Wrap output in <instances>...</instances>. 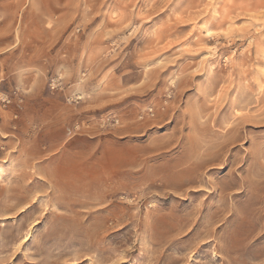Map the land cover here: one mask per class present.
<instances>
[{
	"label": "rangeland",
	"instance_id": "obj_1",
	"mask_svg": "<svg viewBox=\"0 0 264 264\" xmlns=\"http://www.w3.org/2000/svg\"><path fill=\"white\" fill-rule=\"evenodd\" d=\"M0 264H264V0H0Z\"/></svg>",
	"mask_w": 264,
	"mask_h": 264
},
{
	"label": "bare ground",
	"instance_id": "obj_2",
	"mask_svg": "<svg viewBox=\"0 0 264 264\" xmlns=\"http://www.w3.org/2000/svg\"><path fill=\"white\" fill-rule=\"evenodd\" d=\"M188 173V172H187Z\"/></svg>",
	"mask_w": 264,
	"mask_h": 264
}]
</instances>
